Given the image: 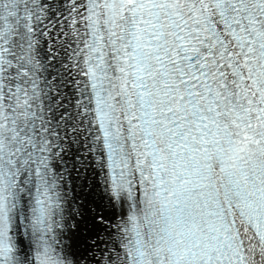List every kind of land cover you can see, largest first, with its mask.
Returning <instances> with one entry per match:
<instances>
[{
  "label": "snow or ice",
  "instance_id": "snow-or-ice-1",
  "mask_svg": "<svg viewBox=\"0 0 264 264\" xmlns=\"http://www.w3.org/2000/svg\"><path fill=\"white\" fill-rule=\"evenodd\" d=\"M0 264H264V0H0Z\"/></svg>",
  "mask_w": 264,
  "mask_h": 264
}]
</instances>
